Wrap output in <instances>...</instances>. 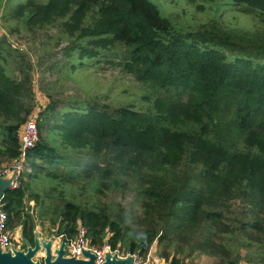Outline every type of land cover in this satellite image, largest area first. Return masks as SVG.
<instances>
[{"label": "trees", "instance_id": "trees-1", "mask_svg": "<svg viewBox=\"0 0 264 264\" xmlns=\"http://www.w3.org/2000/svg\"><path fill=\"white\" fill-rule=\"evenodd\" d=\"M201 1H228L256 19L253 33L234 35L217 26L208 33L182 30L152 0H26L12 9L29 30L59 23L69 40L64 57L70 69L120 57L117 66L157 94L146 110L66 104L49 128L58 148L48 144L41 122L54 112L53 104L39 113L29 176L64 175V183H71L80 165L67 153L87 150L107 163L89 162L83 175L114 178L122 187L117 178L135 179L142 196V214L134 218L121 209L111 214L65 200L58 236L73 238L80 224L92 246L108 244L145 256L156 244L159 258L170 264L196 252L217 257L220 264H240L239 250L251 237L264 241V0ZM7 47L0 39V155L11 161L34 98L27 74ZM11 67L16 75L7 70ZM24 198L23 187L7 191L2 211L18 218ZM238 198L247 201L249 218L229 229L225 209ZM202 226L207 232L190 245ZM249 263L264 264V256Z\"/></svg>", "mask_w": 264, "mask_h": 264}, {"label": "rangeland", "instance_id": "rangeland-1", "mask_svg": "<svg viewBox=\"0 0 264 264\" xmlns=\"http://www.w3.org/2000/svg\"><path fill=\"white\" fill-rule=\"evenodd\" d=\"M24 2L26 0H0V39L4 40L8 46L7 49L11 52L12 57L18 60L21 70L27 74L33 89L34 106L26 116V121L34 112L40 113L49 103L53 104L54 112H49L41 118L43 135L48 140V144H56L55 147L58 148L57 137L54 132L49 131V128L53 124L55 114H58L66 104L76 103L81 106L88 103L109 108L131 104L136 109L142 110L151 106L154 95L157 94L147 85H143L122 71L121 67L117 66L120 57L114 58L112 61L102 60L91 66L87 65L85 68L80 65L75 69H70V62L64 57V49L69 40L61 34L58 22L48 24L43 29L29 30L23 19L13 17L12 9ZM152 2L156 3L161 12L178 28L186 31L208 33L213 29V26H217L222 32L227 31L234 35H251L256 27V19L244 14L236 7L228 5V1H218L212 4L201 0H152ZM229 36L238 40L233 35ZM117 50H121V48L117 47L115 52ZM7 70L9 73L17 74L12 71L14 70L12 67ZM161 94H166V92L162 91ZM230 118L231 116L227 114L226 120H230ZM23 125L24 123L19 127L18 135ZM3 129L0 119V145L4 138ZM57 152L65 153L59 149ZM67 157L80 165L77 168L79 173H76L78 174L76 178L72 180L69 178L71 183L68 181L64 183V180L68 178L64 175L58 176L57 180L47 178L45 174H38L37 177L26 176L25 183L22 185L25 190V198L19 211L20 216L18 218L8 217L9 224L7 221L15 246L20 247L21 245V230L25 223H27L25 230L30 232L32 229L39 238L45 241L54 239L61 206L63 201L68 199L109 211L111 214L123 210L127 218L141 216L142 196L139 193L137 180L119 177L117 180L126 185V187H122L113 183L114 178L111 181H101L98 174L88 178L81 173V170L84 169L83 166L89 162L106 166V159L103 160V156L96 159L87 150L79 149L68 151ZM39 162L43 165L46 164L42 161ZM9 163V160L0 155V174L3 167ZM66 168L61 165V170ZM227 206L223 221L229 226V229L233 225L232 223L237 225V222L249 218L250 208L245 199L232 200ZM206 232L207 229L204 226L200 227L193 237L188 239L190 240L189 244L192 245L199 241L201 235ZM252 236L255 234L253 233ZM257 239L259 238L251 237V244L247 248L244 246L240 248V264H251L249 263L251 260L255 261V258L259 259L264 256V241L258 242ZM121 250L128 251L126 248ZM181 264H220V261L217 257H208L196 252L191 256H186Z\"/></svg>", "mask_w": 264, "mask_h": 264}, {"label": "built area", "instance_id": "built-area-1", "mask_svg": "<svg viewBox=\"0 0 264 264\" xmlns=\"http://www.w3.org/2000/svg\"><path fill=\"white\" fill-rule=\"evenodd\" d=\"M38 120L39 112H34L21 128L18 135V155L12 159L8 165L3 167L0 177H11V190H16L22 187L25 182L26 176L31 174L32 169L28 161L29 152L36 146L39 141L38 134ZM8 216L2 211L0 205V249L3 252L10 250L12 247L18 250L12 242V235L7 226ZM64 240L66 243L65 257L84 259L83 252L89 251L95 256L94 264H102L105 260V254L108 252L110 255H114L117 260H126L131 258L132 264H170L161 259H150L148 257L143 258L139 252H125L124 250H112L108 244H104L101 247L92 246L87 237V230L82 225L78 224L76 227V233L73 238L68 239L63 235L58 237L60 243Z\"/></svg>", "mask_w": 264, "mask_h": 264}, {"label": "water", "instance_id": "water-1", "mask_svg": "<svg viewBox=\"0 0 264 264\" xmlns=\"http://www.w3.org/2000/svg\"><path fill=\"white\" fill-rule=\"evenodd\" d=\"M11 190V177L0 178V205L4 194ZM54 239L44 241L38 240L36 234H34L33 247L30 246L25 238L22 241L26 244V251L15 250L13 247L6 252L0 249V264H41L39 260L33 261L35 255L42 254V264H94L95 256L89 252L84 251V259H75L65 257L66 243L61 240L58 247L54 248V240L58 239V235L55 234ZM102 264H132L131 258L126 260H117L114 255H110L108 252L105 254V260Z\"/></svg>", "mask_w": 264, "mask_h": 264}, {"label": "flooded vegetation", "instance_id": "flooded-vegetation-1", "mask_svg": "<svg viewBox=\"0 0 264 264\" xmlns=\"http://www.w3.org/2000/svg\"><path fill=\"white\" fill-rule=\"evenodd\" d=\"M21 232H22L23 238H25L28 241V243L30 244V246L33 247V243H34V232L33 231L29 232L28 230H25L23 227H22ZM38 240H41V238L38 237ZM26 249H27L26 244L21 240V245H20V247H18V250H20V251H26ZM43 257H44L43 255L37 254V255H35L33 261L39 260V262L42 264V258Z\"/></svg>", "mask_w": 264, "mask_h": 264}, {"label": "crops", "instance_id": "crops-1", "mask_svg": "<svg viewBox=\"0 0 264 264\" xmlns=\"http://www.w3.org/2000/svg\"><path fill=\"white\" fill-rule=\"evenodd\" d=\"M23 227V226H22ZM20 228H21V226H20ZM34 234H36L35 232H34ZM37 236V235H36ZM59 237V236H58ZM20 242H21V240H22V238H23V236H20ZM38 238V237H37ZM44 240V239H43ZM45 241V240H44ZM58 245H59V241H58V239L57 240H54V248H57L58 247ZM40 255H42L41 253H40ZM145 257H148V258H150V259H161V260H164V259H162V258H159V256H158V254H157V246H156V244H153L152 245V247L150 248V250L145 254ZM145 257H143V258H145Z\"/></svg>", "mask_w": 264, "mask_h": 264}]
</instances>
